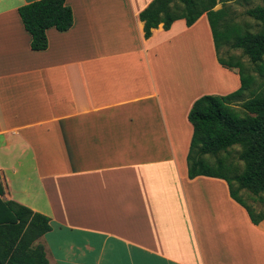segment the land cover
<instances>
[{"label":"crops","instance_id":"0c3cea01","mask_svg":"<svg viewBox=\"0 0 264 264\" xmlns=\"http://www.w3.org/2000/svg\"><path fill=\"white\" fill-rule=\"evenodd\" d=\"M36 1L0 0V181L2 200L49 219L36 241L48 264H264V220L225 181L187 177L188 112L236 91L237 72L217 90L159 79L168 48L176 58L202 22L219 68L206 16L145 39L153 0H65L72 27L32 51L18 10Z\"/></svg>","mask_w":264,"mask_h":264},{"label":"trees","instance_id":"16d2710c","mask_svg":"<svg viewBox=\"0 0 264 264\" xmlns=\"http://www.w3.org/2000/svg\"><path fill=\"white\" fill-rule=\"evenodd\" d=\"M217 0H153L139 14L144 38L159 25L167 31L177 20L186 27L206 16L218 64L238 74L240 87L227 95H203L196 99L187 115L192 134L186 156L187 177H207L225 181L230 198L243 207L253 225L264 220V209L257 211L246 198L264 208V81L257 85L238 58L228 59L220 50L229 46L241 50L264 77V6L248 9L246 15L260 24L249 32L226 19L223 9L214 11ZM32 51H44L46 31L66 32L73 25V14L65 0H39L18 10ZM240 104V109L236 105ZM235 146L240 147L239 165L229 160ZM0 181V264H48L44 248L36 244L51 230L49 219L13 201L1 199ZM249 193V197H245Z\"/></svg>","mask_w":264,"mask_h":264},{"label":"rangeland","instance_id":"374dc122","mask_svg":"<svg viewBox=\"0 0 264 264\" xmlns=\"http://www.w3.org/2000/svg\"><path fill=\"white\" fill-rule=\"evenodd\" d=\"M256 6H264V0H217L213 10L218 11L223 9L226 13L228 22L231 24H238L249 32L256 33L260 30V24L245 14L248 9ZM203 23L204 22L194 30L184 34L182 53L176 58V55L171 54V50L168 48V52L166 53L167 58L162 61L159 72V79L162 87H199L202 91L217 90L218 88L230 87V85L234 84L233 82L236 80L235 72L220 68V66L218 68L213 64V50L209 44L208 32ZM193 39H196V41L194 42ZM187 52L190 54L192 53L193 56L196 55L197 52H200V59L197 61H193L192 59L187 60ZM201 55H203L202 58ZM220 55L225 59L234 56L241 60L245 68L256 78L257 85L264 81V77L259 76L255 71L254 65L241 50H235L229 46H225L220 50ZM189 58L191 57L189 56ZM216 65H219L217 59ZM216 72H218V74ZM236 107L240 109V104H237ZM181 133L179 147L184 149L189 136L188 127L184 126L181 129ZM239 152L240 147L235 146L229 155V160L233 164L239 165L240 169H242L243 164L238 159ZM244 195L245 197L250 196L249 193H245ZM246 200L247 203L253 206L257 211L264 209L261 204L254 203L251 199L246 198Z\"/></svg>","mask_w":264,"mask_h":264}]
</instances>
